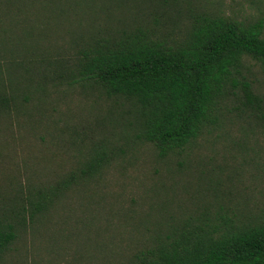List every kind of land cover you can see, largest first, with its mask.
<instances>
[{
	"label": "trees",
	"instance_id": "16d2710c",
	"mask_svg": "<svg viewBox=\"0 0 264 264\" xmlns=\"http://www.w3.org/2000/svg\"><path fill=\"white\" fill-rule=\"evenodd\" d=\"M124 1H112V9H127L118 16L99 0H0V148L12 145L14 120L32 133L9 140L29 155L23 156L25 177L8 175L0 188V256L34 221L100 182L120 153L103 143L75 152L55 133V123L47 139L37 135L53 97L79 92L112 100L127 138L170 161L212 132L235 88L244 105L262 108L241 66L247 59L264 65V10L248 24L197 12L173 37L171 27L161 31ZM55 25L61 28L51 30ZM33 146L51 154L35 156ZM12 159L0 156V165ZM148 238L150 244L122 261L264 264V202L255 212L161 225Z\"/></svg>",
	"mask_w": 264,
	"mask_h": 264
},
{
	"label": "rangeland",
	"instance_id": "374dc122",
	"mask_svg": "<svg viewBox=\"0 0 264 264\" xmlns=\"http://www.w3.org/2000/svg\"><path fill=\"white\" fill-rule=\"evenodd\" d=\"M112 1L99 3L107 5L106 12L115 6ZM124 4L137 14L145 13L161 31L171 27L173 37L197 12L211 11L248 24L262 17L264 10V0H125ZM121 9L112 13L121 16L127 11ZM60 28L55 25L51 30ZM241 73L263 99L262 108L244 105L240 88H235L236 95L229 94L221 103L212 132L172 161L127 138L112 100L79 92L53 97L37 135L47 139L44 134L55 123V133L75 152L103 143L120 153L100 182L21 231L0 256V264H127L150 244L149 229L170 223L194 225L219 214L232 217L246 208L255 212L264 202V65L247 59ZM22 125L12 122L9 140L32 134ZM9 140L13 147H1L0 156L8 160L13 155V161L0 165V188L8 184V175L25 177L23 156L29 154L21 151L23 145ZM49 149L42 153L32 147L35 156L46 157ZM125 257L127 262L122 261Z\"/></svg>",
	"mask_w": 264,
	"mask_h": 264
}]
</instances>
